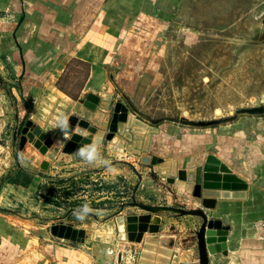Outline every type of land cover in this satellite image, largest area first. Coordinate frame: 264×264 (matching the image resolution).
<instances>
[{
	"label": "rangeland",
	"instance_id": "1",
	"mask_svg": "<svg viewBox=\"0 0 264 264\" xmlns=\"http://www.w3.org/2000/svg\"><path fill=\"white\" fill-rule=\"evenodd\" d=\"M250 1L178 0L165 15L147 10L111 47L89 42L92 53L65 57L52 69L61 99L50 94L48 78L38 87L26 78L27 59L35 58L18 57L15 72L1 58L0 264H137L144 236L169 234L172 226L179 236L174 264H198L201 218L132 205L199 208L184 186L177 190L185 163L160 151L181 137L208 140L202 151L208 153L203 167L211 163L205 181L211 188L228 190L241 179L247 191L244 201L219 200L217 209L204 210L207 218L222 221L229 211L235 225L242 216L264 220V25L250 24L248 16L240 24ZM256 4L251 10L260 13ZM92 92L101 103L108 96L106 106L95 105L104 125H94L104 131L97 156L91 162L78 151L60 156L71 115L93 125L86 114L73 113ZM116 105L145 124L141 132L111 129ZM224 136L243 162L232 164L219 152L215 140ZM85 204L91 211L79 220L75 212ZM146 216L147 228L131 227ZM67 227L72 239L63 238ZM184 249L187 263L179 261ZM226 258L210 255L209 264Z\"/></svg>",
	"mask_w": 264,
	"mask_h": 264
},
{
	"label": "crops",
	"instance_id": "2",
	"mask_svg": "<svg viewBox=\"0 0 264 264\" xmlns=\"http://www.w3.org/2000/svg\"><path fill=\"white\" fill-rule=\"evenodd\" d=\"M253 2L260 3V5L256 4L260 13H253L254 11L251 10L254 7ZM177 3L178 0H0V75L4 68L1 60L3 57L9 59L12 72L17 71L18 57L35 58L27 59L32 63L31 66H25L26 78L30 79L31 84L36 87H38V81L48 78L49 81L46 84L50 94L61 99L57 86L59 74L55 78L53 76L52 80L50 73L54 74L52 69L55 66L58 70L65 57L86 56L92 53L87 46L89 42L105 48L111 47L125 32L126 25L131 19L134 20L139 15L147 16V10H156L163 15L171 13ZM249 5L250 14L241 15V17L237 15L240 17V24H243L241 18L248 16L250 24L254 22V19H260L261 25H264V0H251ZM87 51H89L88 54ZM44 58H51L52 64H47ZM0 99H3V96H0ZM229 140L231 139H227L226 136L223 137V141L215 140L218 143L219 152L232 164L243 162L241 158H238L239 156H236V149L229 145ZM204 141L208 142L201 136L181 137L176 142L172 141L169 149L160 151L166 154L172 152L171 159L185 163L186 169L203 166L205 156L208 154L202 151V147L205 146ZM155 144L162 145L160 141H156ZM210 164L208 161L204 165L203 187L207 172H211ZM238 180L239 182L235 183L236 186L228 190L244 189V182L241 179ZM31 184L32 182L28 186ZM244 191L245 195L241 199L220 200L244 201L247 199V191ZM193 203L196 202L193 201ZM224 216L222 224L227 230L225 242L228 252L232 255L226 258L225 263L264 264V243L258 239L262 232L260 222L249 221L242 216L239 224L235 225L233 222L235 220L231 219L229 211H226ZM177 238L179 240V236ZM178 256H180V262L186 263V257H190V252L184 249L178 253ZM174 258L175 255L171 258L170 264L175 263Z\"/></svg>",
	"mask_w": 264,
	"mask_h": 264
},
{
	"label": "water",
	"instance_id": "3",
	"mask_svg": "<svg viewBox=\"0 0 264 264\" xmlns=\"http://www.w3.org/2000/svg\"><path fill=\"white\" fill-rule=\"evenodd\" d=\"M82 107L83 102H76L73 107V113L82 114ZM259 111L261 110H257L256 112ZM66 123L67 127H64V132L71 134V137L65 142L60 156L72 154L86 144L95 143L97 145L102 143L104 131L98 130L97 127L91 125L87 120L78 119L77 116L71 115ZM102 127H104V125H102ZM86 138L89 139V142L87 143L84 142ZM203 170V166H197L177 171V179L185 183V191L190 193L193 200L199 203V208L186 210L180 207L145 205L136 201H133L132 205L151 213L170 211L181 216L191 215L201 218L202 223L200 224L199 229L195 232L198 264H209L210 255L222 253L227 258H230L232 255L228 252L225 241L220 243L216 252L212 254L209 252V245L205 238L207 230L220 231L224 227L220 219H208L204 210L215 209L217 201L220 199L243 198L245 195V189H206L203 187ZM61 228L63 229L64 226ZM73 237L74 230H72L71 227H67L63 232V238L72 239ZM178 242L177 230H175L173 226L170 227L169 234L145 235L137 264H170Z\"/></svg>",
	"mask_w": 264,
	"mask_h": 264
},
{
	"label": "bare ground",
	"instance_id": "4",
	"mask_svg": "<svg viewBox=\"0 0 264 264\" xmlns=\"http://www.w3.org/2000/svg\"><path fill=\"white\" fill-rule=\"evenodd\" d=\"M101 99H103L102 103L100 102V97L98 98L95 95L88 94L86 96L85 101L83 102L82 113L86 114L88 116V119L95 126H99L100 123L102 125V122H101L102 115H101V113L96 112V106L95 105H97L99 103V105H101V106H106L107 102H108V96L103 94ZM114 109H115V114L116 115H115V118L113 120V123L111 124V129H113L114 131H117V132H121V131L127 130L129 128H133V130L137 131V132H141L142 131V128L145 126V124L143 122L135 119L133 117V115L131 113H128L123 106L116 105V107ZM113 140H115V139H113ZM84 142H86V143L89 142V139L86 138ZM139 142H141V141H139ZM41 144H42V142H41ZM219 178H221V176H219ZM182 186H184V183L182 181H179L177 190L181 191ZM205 188L206 189H211V185L205 183ZM195 202L197 203V201H195ZM131 220H132L131 221L132 223L135 222L133 218ZM147 222H148V217L147 216L146 217H142V218L139 219L138 225L134 224V225H131V227L133 229H138V230L145 229V228H147ZM155 226H156V224L153 222V223H151L148 226V229L153 231L155 229ZM226 231L227 230H226L225 227L222 230H220V231H218V230H207L205 238H206L207 244L209 245V252L211 254L216 252L218 247L220 246V243L225 241L224 236L226 235ZM95 237L96 238L98 237L97 234L95 235ZM105 239H109V238L106 237ZM186 258H187V261H186V263H187V262H189L188 260H190V257L188 258V256H187Z\"/></svg>",
	"mask_w": 264,
	"mask_h": 264
},
{
	"label": "clouds",
	"instance_id": "5",
	"mask_svg": "<svg viewBox=\"0 0 264 264\" xmlns=\"http://www.w3.org/2000/svg\"><path fill=\"white\" fill-rule=\"evenodd\" d=\"M63 127H67L66 121L64 122ZM77 154L88 162H91L97 156V146L95 143H93L87 147H82L78 149ZM90 211L91 209L89 208V206L85 204L75 212L76 218L79 220H83Z\"/></svg>",
	"mask_w": 264,
	"mask_h": 264
},
{
	"label": "built area",
	"instance_id": "6",
	"mask_svg": "<svg viewBox=\"0 0 264 264\" xmlns=\"http://www.w3.org/2000/svg\"><path fill=\"white\" fill-rule=\"evenodd\" d=\"M260 227H261V234L259 235L258 239L264 243V220L260 221Z\"/></svg>",
	"mask_w": 264,
	"mask_h": 264
},
{
	"label": "trees",
	"instance_id": "7",
	"mask_svg": "<svg viewBox=\"0 0 264 264\" xmlns=\"http://www.w3.org/2000/svg\"><path fill=\"white\" fill-rule=\"evenodd\" d=\"M31 180H32V176L26 174V175L24 176V181H25V183H24V186H23V187H27V186L30 184Z\"/></svg>",
	"mask_w": 264,
	"mask_h": 264
}]
</instances>
